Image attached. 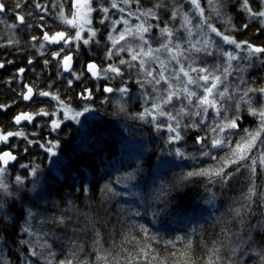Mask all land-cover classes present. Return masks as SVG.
Returning <instances> with one entry per match:
<instances>
[{
	"label": "trees",
	"instance_id": "trees-1",
	"mask_svg": "<svg viewBox=\"0 0 264 264\" xmlns=\"http://www.w3.org/2000/svg\"><path fill=\"white\" fill-rule=\"evenodd\" d=\"M64 1L68 2L0 0L5 5L4 11L0 12V62L13 63L0 69V104L10 106L6 110L0 109V128L5 131L23 130L30 134L28 139L38 142L27 145V141L19 137H12L8 142L16 146L14 153L17 160L8 166L4 175L14 195L1 196L5 208L0 212V235L3 237L0 239V261L3 264H22L27 256L32 264H49V261L59 264L69 260L72 264H209L211 257L215 264H264V164L260 162L264 151L259 149L261 143L257 141L247 160L230 164L225 169L233 173L227 183H222L218 177L186 175L200 169L215 171L225 159L231 157L232 149L242 138H246L248 132L259 128L258 116L251 115L248 106L238 97L245 87H264V57L253 59L252 67L242 73L246 84L238 81L234 86L229 85V92L235 98L224 105L227 113L221 109L220 116H217L210 110L203 123L200 116H192L194 119L189 121L177 117L181 121L178 131L183 142H174L172 146L181 149L188 157L164 164L162 161L170 152L169 135L161 127L167 129V122L159 118L157 124L162 126L158 129L151 117H136L137 113L150 108L149 103L154 102L157 91H153L151 84L145 83L141 88L136 83L144 78L138 62H132L136 64L133 68L119 65L121 59L130 60V52H122L120 56L114 54L111 59L106 57L111 49L109 35L117 36L127 26L134 28L137 21L128 18L131 15L124 13L125 10L121 17L118 11H114L112 21L120 18L127 20L128 24L122 22L108 33L107 28L112 21L101 23L103 15L98 11L94 16V25L99 28L98 45L75 50L64 49L67 46L61 43L64 46L61 52V45L45 42L43 33L48 31L52 34L61 29L56 24L61 21L57 9ZM133 1L124 4V7L139 6L155 12V17H145L149 24L154 22L156 25L148 33L152 37L153 48H158L159 42L165 39L157 27L172 29L175 39V33L185 31L180 29L183 14L187 13L192 18L188 0ZM37 3L44 4L46 8L37 11L34 9ZM160 3L167 6V13L163 17L155 11ZM255 3L252 5L259 10L261 6L258 0ZM234 6L228 8L230 15L235 13L232 18L234 27L230 28V32L234 31L237 39L245 34L250 42L259 41L264 45V26L259 20L247 17L244 10L245 16L237 13ZM172 10L177 15L175 20L171 18ZM21 15L24 23L18 19ZM245 23L249 25L247 29L242 27ZM220 26L223 27L221 30L229 33V27ZM58 51L59 57L54 55ZM71 52L74 53L73 70L65 72L61 67V58ZM213 52L212 56H204L210 60L217 55ZM45 61L48 63L45 64ZM89 61L97 62L101 69L116 64L123 75L111 79L93 78L86 71ZM150 65L159 70L156 63L151 62ZM198 65L203 66L196 60L193 66ZM21 68L24 69L23 73L18 71ZM74 71L78 72L79 79L75 78ZM240 75L234 73L229 76L227 84L235 82L237 76L240 80ZM180 83L173 82L177 88L183 86ZM26 84L33 86L35 93L46 91L59 96L64 104L75 111L83 110L85 105L90 106L92 111L82 116L80 123L64 120L56 131L49 126L54 116H36L31 123L17 127L12 124V119L21 111H61L60 104L52 96L34 94L29 101L23 100L21 94L25 92ZM125 84L129 92L122 98L115 89ZM105 87H111L114 91L105 92ZM158 87L162 91L167 85L161 81L156 89ZM190 87L196 90L194 85ZM85 89L92 93L90 100L80 96ZM146 95L154 98L146 103ZM249 95L253 107L259 108L264 104V97L260 93ZM119 97L123 100L125 111L114 103L116 100L113 99ZM181 99L187 103L183 96ZM237 103L240 104L238 111L235 107ZM165 110L172 115L177 113L171 107L166 106ZM62 115L61 111V118ZM225 115L228 119L239 115V126L220 134L230 143L211 148V139L216 134L210 129L221 122V117ZM193 123L199 124V127H192ZM198 134L206 137L204 145L207 148L197 143ZM261 138L264 139V133ZM46 140L60 141L56 156H50L40 147ZM139 143L143 151L133 153L132 148ZM26 146L28 151L24 152ZM6 149V145L0 144V150ZM206 150L210 154L202 155ZM252 158L257 161L255 176L249 169ZM22 164L29 165V168H21ZM32 164L40 166L35 178L29 175ZM129 174L135 178L129 179ZM16 176L26 178L22 186L17 185ZM253 181L257 195L252 197L249 210H244L242 206L249 204L246 195ZM131 193L135 197L130 196ZM236 208H242L239 216L234 211ZM29 210L34 213L31 219L28 217ZM5 215L7 221L3 219ZM57 217H63L64 223H58ZM26 224H31L32 230L40 234L39 244L47 241L50 248L41 249L36 237H30L22 230ZM22 240H28L29 244H21ZM30 244L35 245L40 256H31ZM141 249L146 250L147 258ZM49 252L53 254L50 257Z\"/></svg>",
	"mask_w": 264,
	"mask_h": 264
},
{
	"label": "snow or ice",
	"instance_id": "snow-or-ice-1",
	"mask_svg": "<svg viewBox=\"0 0 264 264\" xmlns=\"http://www.w3.org/2000/svg\"><path fill=\"white\" fill-rule=\"evenodd\" d=\"M93 0H73V7L75 11H73L70 17L64 16L63 12H61L60 16L63 22L74 29V35H68L67 33L61 31L56 32L52 36H49L47 32L44 33L43 39L45 41H50L52 43H60L64 42L65 45H69L73 42L76 43V47L79 48V42L82 41L83 44L87 45L91 42L92 38L96 36V31L89 28L88 31L91 33V36L88 38H84L82 35V31L85 24H91L90 14L94 11H97L96 8L92 7ZM125 4L130 3V0H123ZM138 2V0H137ZM194 9L196 10L198 16L201 18L199 24L195 25L196 29L199 30V36L197 40L193 41L191 39L193 34V26H192V18L187 14H183V23L181 24V28H184L188 33V39L185 41V44H182L179 38L174 39V32L172 29L165 26L160 29L161 36L165 39L160 42L158 48H153L151 43L146 39L145 33H149L151 31L152 25L145 26L144 22L134 25L135 31L132 28H125L123 31L118 33V36L114 37L111 34L108 39L112 41L113 48L116 47L120 43V41H125L126 37H137L141 42L138 49H133L128 47L125 49L124 47H120L118 49L119 52L128 51L131 53L130 60L121 59L119 61V65H126L128 68L136 67V64L132 62H138L139 69L143 73V80H137L136 83L140 85L141 88L144 87L145 83L153 85V91H158L156 89L157 85L161 84L163 81L167 87L164 89L165 95L160 96L157 95L154 98V102L151 105V108H145L143 112L137 113L136 117L139 119H147L148 117L152 118V121L155 122L157 116H165L168 120L175 122V127H173L172 123H168L166 127L172 135L169 137V143H173L181 140L183 137L180 135L178 129L181 127V121L177 119V117L183 116H200L202 117L201 123H203L204 119L207 118V112L211 108L216 113L217 116H220L221 109L227 113L228 109L224 106L228 101L233 100L235 97L232 93L229 92V87L227 85L228 77L232 76L234 73L241 74L240 75V83L246 84L242 73L245 72L248 68L252 67L253 58L260 59L264 57V45H254L249 43L248 41H238L234 36L225 34L220 29L215 27L214 24L210 22L208 17H205V9L201 7L200 0H190ZM260 4L259 10H254L252 7V3L250 0H241L240 7L248 13V16L252 19L259 20L261 25L264 26V0H258ZM209 7L215 12L216 16L219 17L221 15L220 12V4L219 0H208ZM39 7V5H37ZM19 7V5H17ZM112 8H119L116 0H112L111 3ZM5 5L3 2H0V12L4 11ZM100 11L105 14L108 13L109 9L107 7H100ZM121 12L124 11L123 8H119ZM132 15V13H129ZM145 16H154L155 12L152 9L146 10L144 12ZM176 13H173V17H175ZM158 19V17H156ZM18 19L23 22L24 17L19 16ZM105 19H108L107 15L103 19H101V23L104 22ZM125 25L128 24L127 20L123 21ZM120 21H113V24H118ZM226 23L234 27L231 23V18H226ZM243 28L247 29L249 27L248 23L242 25ZM205 28L207 31H205ZM260 31V29H257ZM211 34H215L216 37H219L223 44L234 46L235 50L229 49L225 50L220 44L216 42L212 38ZM35 39V37L33 38ZM213 50L220 57L224 58L223 63L216 62L211 66H208L206 63L201 61L203 66H193L195 60L188 64V67H185L184 63H181V59L187 61L189 56L192 54H200L203 53L207 56H212L214 54ZM63 48L61 49V52ZM167 54V59H161V53ZM243 53V55H242ZM55 56L59 57L60 52L54 53ZM113 52L111 49L106 53V57L111 59ZM71 60L72 56L65 55L63 57L62 66L65 71H72L71 69ZM154 62L159 65V70L151 67L149 62ZM175 61L178 67H173L171 70V75H165L168 72L169 65ZM234 61L244 63H237L235 66L233 64ZM31 63V61H29ZM48 62L45 61V64ZM4 64L0 63V68H3ZM87 70L91 73L93 77L100 78L101 76H106L107 73H113L115 76H122L121 68L116 64H109L106 68H98V66L94 63L87 64ZM20 73L24 72V69L21 68L18 70ZM195 74V75H193ZM183 77V80H182ZM76 79H79V75H76ZM110 79L113 77H109ZM173 79L177 81H181L183 86L181 88H177L173 84ZM72 81H69L71 84ZM195 86L196 90H193L190 86ZM223 86V88H221ZM27 91L21 94V98L23 100H30L34 94L33 88L26 86ZM105 92L111 93L114 91L111 87H105ZM239 90V89H237ZM121 94V97L127 96L129 89L125 86H122L118 89H115ZM250 93H260L262 97H264V87L253 88V87H245L242 91V95L238 97L239 101L244 102L248 108L247 110L253 116H258L260 120L259 128L254 132H248L246 138H242V140L235 145L232 149L231 157L225 159L221 166H219L215 171H211L208 169H200L198 171H190L186 175L188 177L193 176H208L210 178L218 177L220 178L222 183H227L228 180L232 177L233 173L226 172L225 169L230 164H239L241 161H245L249 158V153L251 150L256 147L257 141L264 144V139L261 138V133H264V104H261L259 108H255L252 106L253 100L249 95ZM38 94L40 96H52L54 99L58 101L61 106V111L57 112H48L44 109L39 110L35 113H27L20 112L16 116L13 117V121L16 125H20L22 121H27L31 123L36 116H54L56 118L50 121V127L52 131H56L61 127L64 123V120L71 119L76 123H80L79 117L83 116L85 113L92 111V108L88 105L83 107L82 111H75L70 108L69 105L64 104L63 101L60 100L59 96L54 95L53 93L46 91H39ZM81 98L84 100H90L92 98V93L89 89H85L83 93L80 94ZM183 96L184 100H186V104L181 101V107L177 110L176 115H172L171 112H165L164 107L166 105L172 104L173 98L180 100ZM193 98H195L196 103L193 104ZM149 99H153L152 97L145 96V102ZM10 107L9 105L0 104V109H7ZM237 111L239 110L240 104L237 103L235 105ZM121 111H125L124 105H120ZM70 113H73L70 115ZM241 117L237 115L235 118L228 119L225 115L221 117V122L216 123L215 127L211 128L210 131L215 133L216 135L211 139L210 147L218 148L224 146L226 143H230L227 139H225L222 135L226 129H235L239 125L237 124V120ZM192 127H199V124L193 123ZM156 127L159 129L161 125L157 124ZM184 127H188V125H184ZM29 133L24 132L23 130L16 131H5L3 128H0V144L6 145V150H0V192L4 194V196H13L14 193L10 191L8 183L3 179L4 175L7 172L8 165L17 160V156L14 155V151L16 150V146L9 144V140L12 137L23 138L27 141V145H32L38 143L35 140L28 139ZM34 135V134H32ZM206 137H197V143L201 144L202 147L207 148V145H204V140ZM40 147L44 149L46 152L50 154V156H56L57 151L60 148L59 140H46L44 143L40 144ZM28 151V147L24 148V152ZM175 155L178 157H184L185 153L181 151V149L176 148ZM202 155H209L210 151L206 150L201 153ZM256 159L252 158L251 164L249 165V169L253 176L256 175ZM261 164H264V154L260 157ZM21 168H29V165L22 164ZM40 171V166L37 164H32L29 169V175L35 178ZM239 171V168H237ZM134 175L129 174V179H134ZM26 178H22L20 176H16L15 180L17 185L22 186L24 180ZM36 188V182H33V190ZM109 191H112L109 188ZM257 195V188L255 182L253 181L251 186L248 189V193L246 195V200L249 204H246L243 207L244 210H249L250 203L252 201V197ZM5 205L0 198V212L4 211ZM236 215H240L242 208H236ZM139 215V213H136ZM34 216V213L31 210L28 211V217L31 219ZM4 221H7L8 217L5 215L3 217ZM58 223L63 224L64 218L57 217ZM24 232L28 233L30 237H36V243L39 244L41 236L39 233L34 232L32 230L31 224H26L22 229ZM145 234H147V230L145 229ZM2 235H0V239H2ZM178 239H181L178 237ZM21 244H29L28 240L20 241ZM31 248V256L37 257L40 256L41 253L36 251L35 245H29ZM41 249L50 248V245L47 244V241L39 244ZM215 250L213 255L216 254ZM141 252H144L145 258H147V252L145 249H141ZM51 252L48 253V256H52ZM106 259V257L104 258ZM0 264H3V261H0ZM22 264H32V261L25 256L22 260ZM51 264V261H49ZM59 264H72V261H61ZM209 264H215V262L209 258Z\"/></svg>",
	"mask_w": 264,
	"mask_h": 264
},
{
	"label": "rangeland",
	"instance_id": "rangeland-1",
	"mask_svg": "<svg viewBox=\"0 0 264 264\" xmlns=\"http://www.w3.org/2000/svg\"><path fill=\"white\" fill-rule=\"evenodd\" d=\"M189 2H190V0H188ZM116 2H117V4H118V6H119V8H123L125 11H124V13H126V14H128V13H132V15L131 16H129L128 18H130L131 19V17H132V21L134 20V21H137L136 23L137 24H139V23H141V21H143L144 22V24H145V26L147 27V26H149V25H152L153 27L151 28V30H153L154 28H155V24H154V22H152V24L150 23L149 24V22H147V19H145V15H144V12L146 11V10H149V9H145V8H141V7H134V8H129L128 9V7H124V2H123V0H116ZM132 2H134L133 0L131 1L130 0V3H132ZM181 2V1H180ZM250 2L251 3H253V5H255L256 3V0H250ZM111 3H112V0H93V2H92V7L93 8H96L97 9V11H94V12H92L91 14H90V19H91V24L89 25V24H85L84 25V28H83V31H82V35H83V37L84 38H88L89 36H91V33L88 31V29L89 28H91V29H93V30H95L96 31V36L95 37H93L92 38V40H91V42L89 43V44H87V45H85V44H83V42L82 41H80L79 42V48H77L76 47V43L77 42H73V43H71V44H69V45H66L67 47H64L61 43H63L64 44V42L63 41H61L60 43H52V42H50V41H45L44 39V41L45 42H48L49 44H53V45H55L56 44V46L57 45H61V49H62V46L64 47V49L65 48H71V49H75V50H78V49H80V48H87L88 46H90V45H92V44H97V42H98V34H99V28H97V27H95V25H94V16H95V14H96V12H98V11H100L99 9H100V7H107L108 9H109V11H108V13L107 14H105L104 12H102V11H100L101 12V15H103V18L105 17V15H107V17H108V19H105L104 21H109V20H111V16L114 14V11H115V13H117V11L119 12V16L121 17L123 14H122V12L119 10V8H112L111 7ZM130 3H128V4H130ZM183 5H185V3L184 2H181ZM52 4H54V3H52ZM128 4H125V5H128ZM190 4H191V2H190ZM200 4H201V7H203L204 9H205V13H204V15H205V17H208L209 19H210V22L212 23V24H214L215 25V27H217L218 29H223V27L221 28V24L224 26V27H226V28H228L229 27V29L231 28V26H229L227 23H226V18H231V23H232V21H233V16H235V13H231V15H230V13H229V11H228V8L230 7V6H236L237 7V13H240L241 15L243 14L244 16L246 15L245 14V12L243 11V9L240 7V4H241V0H219V4H220V12H221V15L219 16V17H217L216 16V14H215V12L209 7V4H208V0H203V2H202V0H200ZM37 5H39V7L37 6ZM252 5V7H253V9L254 10H256L255 9V7H257V6H253ZM234 6V7H235ZM192 7V8H191ZM191 7H189V9H190V14H192V26H193V30H194V32H193V34H192V37H191V39L193 40V41H195V40H197L198 38H200V36H199V30L198 29H196V27H195V25H197V24H199V22H200V17L198 16V14H197V12H196V10L194 9V7H193V5L191 4ZM44 8H46L45 7V5L44 4H42V3H37L36 4V6L34 5V9H36L37 11H43L44 10ZM166 8H167V6L166 5H163V3H160L158 6H156L155 7V11H156V13H158V14H160V16L161 17H163V16H165L166 15V13H167V10H166ZM73 11H75V8L73 7V0H68V2L66 1H64L61 5H59V7H58V9H57V14H61V12H63V14H64V16H66V17H70V15H71V13L73 12ZM174 13V10H172V13L171 14H173ZM22 16V15H21ZM118 16V17H119ZM177 16V15H176ZM247 17H249L248 16V13H247ZM101 18H102V16H101ZM102 18V19H103ZM171 18L172 19H174L175 20V17H173V15L171 16ZM60 19H61V16H60ZM112 21V20H111ZM115 21H120V23H118V24H113V21L109 24V26H108V28H107V32L109 33L113 28H117V26L119 25H121L122 24V22H123V19H120V18H117ZM21 22V21H20ZM22 23H24V21L22 22ZM183 23V22H182ZM57 24V26H61V29L58 31V32H61V31H63V32H65V33H67L68 35H74V33H75V31H77V29H74V28H72L71 26H69V25H67V24H65L64 22H63V20L61 19V21H60V23H56ZM233 24V23H232ZM107 27V26H106ZM127 28H131V27H129V26H127ZM158 28V32H160V29H161V27L159 26V27H157ZM133 29V31H135V29L134 28H132ZM180 29L181 30H185L184 28H181L180 27ZM205 31H207V29L205 28ZM222 32H224L223 30H221ZM231 31V29L229 30V33H225V34H228V35H232V36H234L235 38H236V36L233 34V32L234 31H232V32H230ZM47 33H48V35L49 36H52L54 33H50V32H48V31H46ZM185 32V33H184ZM184 32H177V33H175V38H179V40H180V42L182 43V44H185V47H187V44L185 43V41H187V39H188V33H187V31L185 30ZM45 33V32H44ZM44 33H43V36H44ZM258 34V33H257ZM257 34H255V35H257ZM212 35V38L214 39V40H217L220 44H221V46L225 49V50H229V49H232V50H235L234 49V46H232V45H227V44H223V42L220 40V38L219 37H216L215 36V34H211ZM243 35V36H242ZM118 36V35H117ZM114 37H116V36H114ZM145 37H146V39H149V42L151 43V45H152V43H153V41H151V39H152V37H150V35L148 34V33H145ZM151 38V39H150ZM237 39V38H236ZM238 41H248L249 43H251V44H254V45H262L259 41H257V42H250L249 40H250V38H248V37H246L245 36V34H241V37H240V39H237ZM163 41V40H162ZM162 41H160V42H162ZM160 42H159V44H160ZM140 41H139V39L137 38V37H131V36H129V37H126V40L125 41H120V43L118 44V45H116V47L115 48H113V46H112V41H111V49H112V52H113V55L115 54V55H118V56H120L119 54H121L122 52H119L118 51V49L120 48V47H124L125 49H127L128 47H131V48H133V49H138V47H139V45H140ZM65 45V44H64ZM98 45V44H97ZM61 51V50H60ZM60 51H58V52H60ZM124 52H126V51H124ZM71 56H72V60H71V69L73 70V66H74V53L73 52H71V53H69ZM112 55V56H113ZM161 55V59L163 58V59H167V54H165V53H161L160 54ZM205 54H203V53H200V54H192V55H190L189 56V59L187 60V61H185V60H183V59H181V63H184L185 65H188L189 63H191L193 60H197V62L198 61H203L204 63H206L208 66H211L212 64H214V63H216V62H222L223 63V59L224 58H220V56L217 54L216 55V57L214 56L213 58H211L210 60H208L207 59V57L206 56H204ZM242 55H243V53H242ZM65 56V54L62 56V58H61V67H62V69H64L63 68V66H62V63H63V57ZM261 58H263V57H261ZM260 58V59H261ZM253 59H255V60H257L256 58H253ZM253 61V60H252ZM240 62H242V61H240ZM240 62H236V64L237 63H240ZM149 63H151V61L149 62ZM233 63H235V61L233 62ZM158 65V64H157ZM108 65H106L105 67H102V68H106ZM158 67H159V65H158ZM173 67H178V65H176V63H175V61H173L170 65H169V69H168V72H166L165 73V75H171V70H172V68ZM100 68V67H99ZM74 74L75 75H77L78 74V72L77 71H74ZM114 74L113 73H107V75L106 76H101V78L102 79H107V78H109V77H113L114 78ZM142 77V76H141ZM177 80H175V79H173V82H176ZM234 81L235 82H233L232 84L231 83H229L228 82V87H229V90H231V87L229 86V85H232V86H234V85H236L237 83H238V81H240L239 80V76H237V77H235L234 78ZM178 82V81H177ZM235 83V84H234ZM180 84H182V83H180ZM153 87V86H152ZM182 87V86H181ZM157 92H156V95L155 96H157V95H160V96H162L163 94H164V90H160L159 89V87L157 88ZM234 91H236V88H235V90ZM25 93V92H24ZM120 99H113V100H116V101H114V103L118 106V108L120 109V105H122V101H121V97H119ZM154 98V97H153ZM181 101H182V99H180V100H177L176 98H173V101H172V104H169V105H166L167 107H171V109H174L175 110V112H177L176 110H178L180 107H181ZM264 101V100H263ZM113 103V102H112ZM113 103V104H114ZM151 105H152V103H149V106H150V108H151ZM165 106V107H166ZM165 107H164V111L165 112H167V110H165ZM212 111L213 109H209L208 110V112L209 111ZM80 111H82V110H80ZM71 114H73V113H70V115ZM85 115H87V113H85L83 116H85ZM82 117V116H81ZM81 117H79V119H81ZM163 116H157L156 117V120H155V123L157 124L158 123V121H159V118H161L162 120H164V122H167V124L168 123H172V121H170V120H167L168 118L167 117H165L164 116V118H162ZM54 118H56V117H54ZM150 119H152V118H150ZM189 119H194V118H192V116H183L182 117V120L183 121H185V120H188L189 121ZM258 119V118H257ZM259 122H260V120H259ZM173 127H175V122H173ZM162 126V125H161ZM165 127V126H164ZM164 127H161V128H163L162 129V131H168V135H169V137L172 135V133H170L169 132V130H168V128L167 129H164ZM192 129H195V128H192ZM52 130V129H51ZM6 131H12V130H6ZM193 131H195V130H193ZM261 134H263V133H261ZM181 135V134H180ZM196 137H201L199 134L198 135H196ZM168 141H169V139H168ZM176 142H183V139H181V140H179V141H176ZM204 142H205V140H204ZM207 142V141H206ZM169 143V142H168ZM172 144L173 145H175V143L173 142V143H169L168 145V148L170 149V152H169V155H167L166 156V158L164 159V161H162L164 164L165 163H171V162H174L175 160H178V159H181L182 157H178L177 155H175V149H176V147H173L172 146ZM185 144V143H184ZM259 149H260V151L262 150V151H264V144H260L259 145ZM139 150H141V151H143V149H142V147H141V145H140V143L137 145V146H135V147H133L132 148V152L133 153H135V152H137V151H139ZM185 157H188V155H185ZM3 179H4V177H3ZM5 180V179H4ZM2 195H4L3 193H1L0 192V198H1V196ZM130 196H132V197H135V194L134 193H131V194H129ZM201 210H203V209H201ZM179 215V214H178ZM176 220V219H175ZM173 222V221H172Z\"/></svg>",
	"mask_w": 264,
	"mask_h": 264
},
{
	"label": "water",
	"instance_id": "water-1",
	"mask_svg": "<svg viewBox=\"0 0 264 264\" xmlns=\"http://www.w3.org/2000/svg\"><path fill=\"white\" fill-rule=\"evenodd\" d=\"M91 62H94L97 66H98V68H99V65H98V63L97 62H95V61H89L88 63H91ZM0 63H3L4 64V66L7 64V65H11L12 64V61H9V62H7V63H5V62H0ZM87 63V64H88ZM87 64H86V71H87V73L91 76V77H93L92 75H91V73L87 70ZM1 69V68H0ZM67 72V71H66ZM93 78H96V77H93ZM26 86H28V87H32L33 88V86H31V85H29V84H26L25 85V92L27 91V89H26ZM33 92H34V94H35V90H34V88H33ZM33 94V95H34ZM33 97V96H32ZM26 101H29V100H26ZM21 112H27V113H30L29 111H21ZM20 113V112H19ZM18 113V114H19ZM17 115V114H16ZM15 115V116H16ZM27 123H29V122H27V121H22L21 122V124L20 125H16L15 123H14V121H13V119H12V124L13 125H15V126H17V127H19V126H23V125H25V124H27ZM14 155H16L15 153H14ZM17 156V155H16ZM16 161H13V162H11L8 166H11V165H13L14 163H15Z\"/></svg>",
	"mask_w": 264,
	"mask_h": 264
},
{
	"label": "flooded vegetation",
	"instance_id": "flooded-vegetation-1",
	"mask_svg": "<svg viewBox=\"0 0 264 264\" xmlns=\"http://www.w3.org/2000/svg\"><path fill=\"white\" fill-rule=\"evenodd\" d=\"M19 17V16H18ZM20 21V20H19ZM255 34H257V31L255 32ZM255 36H257V35H255ZM68 55H70V54H68ZM71 56V55H70ZM88 63V62H87ZM13 64V63H12ZM65 71V70H64ZM66 72V71H65ZM68 72V71H67Z\"/></svg>",
	"mask_w": 264,
	"mask_h": 264
}]
</instances>
